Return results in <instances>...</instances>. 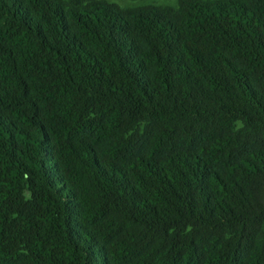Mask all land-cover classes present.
Wrapping results in <instances>:
<instances>
[{
  "label": "trees",
  "instance_id": "16d2710c",
  "mask_svg": "<svg viewBox=\"0 0 264 264\" xmlns=\"http://www.w3.org/2000/svg\"><path fill=\"white\" fill-rule=\"evenodd\" d=\"M0 264H264V0H0Z\"/></svg>",
  "mask_w": 264,
  "mask_h": 264
},
{
  "label": "rangeland",
  "instance_id": "374dc122",
  "mask_svg": "<svg viewBox=\"0 0 264 264\" xmlns=\"http://www.w3.org/2000/svg\"><path fill=\"white\" fill-rule=\"evenodd\" d=\"M175 1L176 0H111V2L120 7H135L142 5L170 6L173 5Z\"/></svg>",
  "mask_w": 264,
  "mask_h": 264
}]
</instances>
